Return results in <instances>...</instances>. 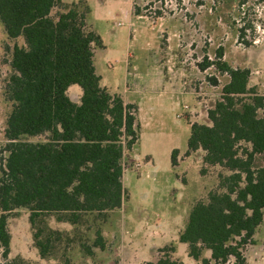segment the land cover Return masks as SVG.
Instances as JSON below:
<instances>
[{"label":"trees","instance_id":"16d2710c","mask_svg":"<svg viewBox=\"0 0 264 264\" xmlns=\"http://www.w3.org/2000/svg\"><path fill=\"white\" fill-rule=\"evenodd\" d=\"M87 0H0V21L13 47L6 95L12 102L0 166V246L11 250L10 215L30 211L35 228L48 215L79 223L86 214L120 210L128 199L123 186V156L140 138L137 107L101 84L94 66L103 40L89 22ZM219 49L206 61L229 77L207 110V123H192L188 153L203 151V164L222 167L220 188L192 208L179 241L203 264H247L244 251L264 221V96L250 85L251 71L233 67ZM218 86L216 78H210ZM79 86L75 102L69 88ZM45 136L41 142L23 137ZM178 150L172 164H178ZM34 235L42 258L53 249L58 231ZM57 239V238H56ZM98 233L96 246L104 248ZM157 264H177L168 255Z\"/></svg>","mask_w":264,"mask_h":264},{"label":"rangeland","instance_id":"374dc122","mask_svg":"<svg viewBox=\"0 0 264 264\" xmlns=\"http://www.w3.org/2000/svg\"><path fill=\"white\" fill-rule=\"evenodd\" d=\"M87 1L89 22L104 44L94 50L101 84L139 106L140 138L122 160L128 199L120 210L86 214L76 225L48 215L34 228L30 211L16 210L8 223L10 254L4 259L0 246V264H157L167 255L177 264H203L210 259L207 251L198 262L189 258L179 234L196 203L207 202L212 191L223 192L219 175L230 172L203 164L202 150L187 155L190 124L207 123V110L229 77L215 66H200L215 62L222 49L224 61L250 69V85L264 96V0ZM15 44L24 41L10 40L0 21V166L12 111L6 88ZM210 78L219 85L212 86ZM71 88L73 100L75 92L82 95L79 86ZM23 139L36 143L45 136ZM40 228L44 237L50 229L59 232L45 259L34 240ZM98 233L104 248L96 246ZM246 250L249 264H264V221Z\"/></svg>","mask_w":264,"mask_h":264},{"label":"crops","instance_id":"0c3cea01","mask_svg":"<svg viewBox=\"0 0 264 264\" xmlns=\"http://www.w3.org/2000/svg\"><path fill=\"white\" fill-rule=\"evenodd\" d=\"M66 2V1H65ZM68 3H71V2H68ZM102 82V81H101ZM73 87V86H72ZM72 88L70 87L69 88V91H68V93H69V95H70V90H71ZM125 93H128V92H125ZM133 93H138V91L137 90H134L133 91ZM75 99L76 100H74L75 102H78L79 100H80V98H81V95L80 94H78V91L77 92H75ZM122 98H123V100L125 101V103H127V104H132V105H135L136 107H137V117H138V115H139V106L138 105H136V104H134L133 102H131L130 101V99L128 98V97H126V94H124V95H120ZM73 99V98H72ZM199 103V102H198ZM138 121H139V117H138ZM139 123H140V121H139ZM192 124V123H191ZM191 124H190V126H191ZM141 126V125H140ZM254 241H255V236H254ZM205 251H207V254H209V256L211 257V252L209 251V250H205ZM246 251V253H247V250H245ZM245 251H244V255H245V257H246V259H247V262H248V264L250 263V257L251 256H247V254H245ZM262 251H263V249H262ZM261 251V252H262ZM187 253H188V247H187ZM190 258V257H189ZM191 259H193V258H191ZM194 260V259H193ZM196 261V260H195ZM196 262H198V261H196Z\"/></svg>","mask_w":264,"mask_h":264}]
</instances>
